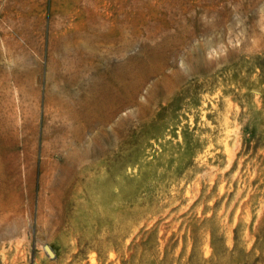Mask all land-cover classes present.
Listing matches in <instances>:
<instances>
[{
    "label": "rangeland",
    "instance_id": "rangeland-1",
    "mask_svg": "<svg viewBox=\"0 0 264 264\" xmlns=\"http://www.w3.org/2000/svg\"><path fill=\"white\" fill-rule=\"evenodd\" d=\"M85 1L0 0V264H264V0Z\"/></svg>",
    "mask_w": 264,
    "mask_h": 264
},
{
    "label": "bare ground",
    "instance_id": "bare-ground-1",
    "mask_svg": "<svg viewBox=\"0 0 264 264\" xmlns=\"http://www.w3.org/2000/svg\"><path fill=\"white\" fill-rule=\"evenodd\" d=\"M84 2L86 1L84 0ZM88 3L89 1L87 2V4ZM122 37H123V33H121V38ZM125 50H126V46L122 45L120 47L121 54L125 53ZM125 66H126L125 63L116 64L115 66L112 67L111 71L109 72V76L107 77H105L103 74L98 77H95L93 73L91 72L90 74H87V75L83 74L82 76H79V77L75 75V78H73L72 80L64 81V83H67L72 87L73 85H76V87H78L81 92V94H78V93L76 94L73 92L72 89L63 90L62 92L66 96L65 97L66 103L68 104V107L70 109L69 110L70 113L67 116H71L72 120L78 121V122L76 121L75 123H73V127L75 130H80L82 127L83 122L80 121V118L82 117L83 113L81 110H77L76 108L71 109L69 104L77 103L82 107L89 108L92 106L103 105V103L106 102L105 101L106 99L108 100L116 99V96L118 94L114 92L113 85H115L118 80L125 79L126 73H127ZM7 77L9 81H11L12 78H13L12 80L16 78L18 82V87L15 85L16 87L14 89L8 90L6 93L7 98H11L13 100L12 102L14 103V107L16 108V109H12L11 113L12 115H16L18 117L24 116L27 114V112L26 111L24 112L22 110L24 106L23 104L26 103L27 105H29L27 102L31 100V97L29 95V93H31L30 90L23 92L20 88L21 81L25 82L26 79L24 80L21 79L22 77L17 75L16 73L8 74ZM125 89L126 87L124 86L121 88V91H125ZM115 91L118 92L117 90ZM51 99L53 101H57V100L61 101L59 96L58 97L52 96ZM63 101H65V99ZM82 128H85V127L83 126ZM60 129L61 131H65L66 129L67 131H70V127H67L66 129L64 128H60ZM74 138L75 136L69 139H71L70 141L73 142Z\"/></svg>",
    "mask_w": 264,
    "mask_h": 264
},
{
    "label": "water",
    "instance_id": "water-1",
    "mask_svg": "<svg viewBox=\"0 0 264 264\" xmlns=\"http://www.w3.org/2000/svg\"><path fill=\"white\" fill-rule=\"evenodd\" d=\"M46 252L48 254L49 257L53 258L54 257V253L52 252V250L49 247H46Z\"/></svg>",
    "mask_w": 264,
    "mask_h": 264
}]
</instances>
